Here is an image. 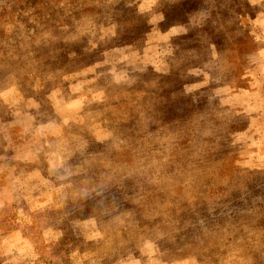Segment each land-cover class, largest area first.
Listing matches in <instances>:
<instances>
[{
    "label": "rangeland",
    "instance_id": "374dc122",
    "mask_svg": "<svg viewBox=\"0 0 264 264\" xmlns=\"http://www.w3.org/2000/svg\"><path fill=\"white\" fill-rule=\"evenodd\" d=\"M0 264H264V0H0Z\"/></svg>",
    "mask_w": 264,
    "mask_h": 264
}]
</instances>
